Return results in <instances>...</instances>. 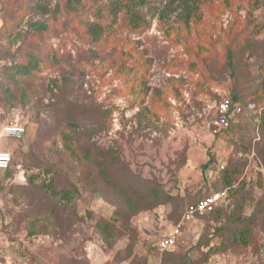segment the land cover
<instances>
[{
    "label": "rangeland",
    "instance_id": "374dc122",
    "mask_svg": "<svg viewBox=\"0 0 264 264\" xmlns=\"http://www.w3.org/2000/svg\"><path fill=\"white\" fill-rule=\"evenodd\" d=\"M39 2L60 11L31 16L48 26L44 34L31 30V17H26L18 28L21 41L45 61L54 49L59 62L47 61L38 82L10 84L19 98L29 91L26 107L10 109L0 89V128L18 117L27 129L20 141L0 142V149L14 159L9 173L0 171V264H264V133L256 109L264 101L262 1L234 0L233 12L221 0H204L199 18L186 26L180 0H146L142 28L119 29L97 56L82 41L83 12L66 11L64 0ZM23 8L21 0H0V28L4 19L17 22ZM102 23L111 29L125 24L123 16H107ZM257 26L262 32L255 37ZM21 41L11 48L0 44V82L2 67ZM197 46L209 51L196 61L188 49ZM138 51L152 62L147 78L151 91L163 90L170 78L181 81L178 91L184 98L169 100L172 119L152 124L145 111L129 108L120 78ZM234 96L243 112L229 132L214 134V103ZM110 114L111 131L96 135L93 142L105 151L113 176L143 194L155 183L165 196L154 210L137 214L132 232L122 229L131 225L132 214L94 167L69 165L62 143L52 147L69 122L88 131L101 127ZM77 140L82 152L87 141L82 134ZM228 169L240 174L222 216L186 223L177 246L162 251L161 236L181 222L189 205L224 189ZM51 177L58 189L76 187L79 199L53 201L39 188ZM42 216L52 221L32 227ZM106 222L115 229L113 237L98 227ZM248 222L249 245L234 244L233 235ZM33 228L38 235L30 236Z\"/></svg>",
    "mask_w": 264,
    "mask_h": 264
},
{
    "label": "trees",
    "instance_id": "16d2710c",
    "mask_svg": "<svg viewBox=\"0 0 264 264\" xmlns=\"http://www.w3.org/2000/svg\"><path fill=\"white\" fill-rule=\"evenodd\" d=\"M221 1L223 8L233 11L232 7L234 6V0ZM261 1L262 4H264L263 0ZM21 3L22 7L24 8L22 10V15L20 18H18V21L15 22L12 19H4L0 28V44L6 43L10 48L16 46L24 38L23 34L18 31V28L26 17L48 15L52 13H58L60 11V7H58V9L56 8L54 11L50 10L46 5H43L40 2L38 3V0H21ZM203 3L204 0H180V7L183 9L185 14V19L182 21L184 25L190 26L191 23L199 18L201 14L200 6H202ZM145 4L146 0H64L63 8L68 12L77 14L79 12H83L86 15L84 20L79 21V25L82 27V33L84 36L82 41L84 44L91 47V49L94 51V55L97 56L100 55V53H102L101 51L106 48L107 43L115 38V36L119 33V29H123L125 28L124 26H126L127 31L130 30L136 32L142 28L143 15L141 8ZM107 16L113 17L116 20L119 19L120 16H123L125 24H119L116 28L111 29L107 27L108 25H104L102 23V19ZM28 25L31 30L39 34H44L49 30L45 23L38 21L34 22L32 17L30 18ZM261 32L262 31L257 26L256 29H254L253 34L255 37H258L261 35ZM176 42H178V40ZM136 49H138V47L135 45L134 50ZM207 49L208 48H205L204 46H197L193 49H188V53L191 56L195 55V60L197 61L209 51ZM194 50L195 53L192 54ZM53 51L54 49L48 51V58L45 61L42 57L38 56L34 50L22 42L18 49H16L15 54L12 55L8 61L9 63H5V65L2 67L0 82L2 100L9 106L10 109L15 108L18 104L26 107L31 102L29 91L24 90L19 98L12 93L10 84L21 82L32 84L41 80L42 66H44L47 61L50 64H58L59 62L58 54L54 53ZM192 65L193 71H197V62ZM151 67L152 62L145 57L144 52L138 51L134 57L133 64L124 68L123 75L120 79L124 85V91L127 94L129 108L134 109L139 107L141 111H145L147 113L146 117L149 116L148 118L150 122H152V124H156L162 118L172 119L170 114V96H176V99L184 98V96L182 95L181 90L178 91L179 85L182 86L181 81H178L174 78L167 80L166 86L163 90L151 91V89L147 86V78ZM262 69L264 73V67H262ZM52 83L56 85L54 79L52 80ZM229 98L231 99L234 106L237 104L241 107L236 96ZM256 109L261 113L259 116V127L264 133V101L263 103H257ZM112 120V114H110L108 116V120H105L101 127L88 131H81V128L78 126V124L69 122L66 127L57 134L52 143V147H56L58 149L60 143H62L63 151H66L69 154V165L77 168L88 166L94 167L103 183L109 189H111V191L118 198H120L124 204V207H126L132 214L133 217L130 221L131 225L129 222H127L122 228L127 231L129 229L132 232V229L135 230V227L133 226V220L138 216L137 214L139 212L154 210L163 203L165 196L163 195L160 187H158L155 183L150 184L151 186L149 187V193L143 194L138 189L121 183L113 176V173L111 172L108 165L107 156L104 155L105 151L98 147L97 143L93 142V139L96 135L102 134L103 132L109 133L111 131ZM4 125H2L1 128ZM230 128L224 132H229ZM78 134H82L87 141V144L85 145L82 152L80 151L78 145ZM262 161L264 165V157H262ZM13 163L14 159L12 156L10 168L7 170H1V172L9 173L13 167ZM203 168L204 170H207L208 165L204 166ZM47 172L50 171L47 170ZM239 174V169L226 170L222 177V183L225 187L222 190L230 189L231 191ZM39 186L41 190L51 196L53 201L58 203L71 204L78 200L80 196L79 190L74 186H72L71 189H58L56 187L54 177H51L49 182L43 180ZM208 196H205L202 199ZM223 212L224 209L220 208L207 215H214V217L219 219ZM50 218V216L35 218L32 222V227H36L41 222L49 223L52 221ZM250 225L251 223L248 222L243 228L237 229L235 235H233L234 244L241 246L249 245L250 239L252 237V230L249 227ZM98 227L100 228L102 234H107L113 237L115 229L110 224V222H106L105 224L101 223L98 225ZM36 235H38V233H36L35 228H33L30 232V236ZM157 236L160 238V235Z\"/></svg>",
    "mask_w": 264,
    "mask_h": 264
},
{
    "label": "built area",
    "instance_id": "2783aa9c",
    "mask_svg": "<svg viewBox=\"0 0 264 264\" xmlns=\"http://www.w3.org/2000/svg\"><path fill=\"white\" fill-rule=\"evenodd\" d=\"M213 109L216 113L214 134H219L229 129L235 117L242 113L241 107L237 104L234 106L229 97H222L220 101L214 103ZM26 134L27 129L25 125L21 122L20 118L14 117L0 129V140L12 139L20 141ZM11 163L12 153L0 149V171L9 169ZM228 199L229 190L225 189L213 193L195 204L189 205L182 215L181 222L174 225L168 234L165 233L161 236L158 243L159 248L162 251L175 248L178 238L182 234V227L186 223L193 222L199 217L213 213L220 207H225L228 203Z\"/></svg>",
    "mask_w": 264,
    "mask_h": 264
},
{
    "label": "crops",
    "instance_id": "0c3cea01",
    "mask_svg": "<svg viewBox=\"0 0 264 264\" xmlns=\"http://www.w3.org/2000/svg\"><path fill=\"white\" fill-rule=\"evenodd\" d=\"M213 107H214V105H213ZM238 116H239V115H238ZM236 117H237V116H236ZM236 117H235V118H236ZM4 140H6V139H4ZM1 141H2V140H0V142H1ZM225 207H226V206H225ZM220 208H224V207H220ZM220 208H218V209H220Z\"/></svg>",
    "mask_w": 264,
    "mask_h": 264
}]
</instances>
